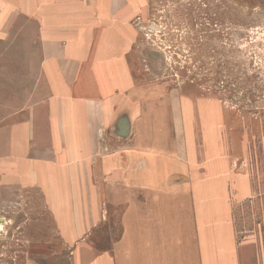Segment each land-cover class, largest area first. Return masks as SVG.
Wrapping results in <instances>:
<instances>
[{
    "label": "crops",
    "instance_id": "obj_1",
    "mask_svg": "<svg viewBox=\"0 0 264 264\" xmlns=\"http://www.w3.org/2000/svg\"><path fill=\"white\" fill-rule=\"evenodd\" d=\"M142 8L0 0V264H264V116L157 85Z\"/></svg>",
    "mask_w": 264,
    "mask_h": 264
},
{
    "label": "rangeland",
    "instance_id": "obj_2",
    "mask_svg": "<svg viewBox=\"0 0 264 264\" xmlns=\"http://www.w3.org/2000/svg\"><path fill=\"white\" fill-rule=\"evenodd\" d=\"M142 10L136 21L157 85L246 125L264 116V0H143ZM251 149L259 180L264 135ZM255 188L258 196L235 207L237 225L251 231L264 225V184Z\"/></svg>",
    "mask_w": 264,
    "mask_h": 264
}]
</instances>
